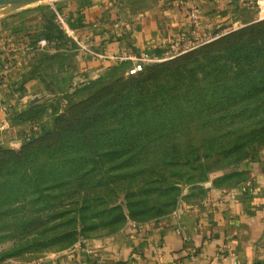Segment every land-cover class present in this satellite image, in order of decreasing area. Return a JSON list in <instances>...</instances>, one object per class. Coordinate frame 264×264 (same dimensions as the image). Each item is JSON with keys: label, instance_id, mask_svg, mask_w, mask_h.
Returning <instances> with one entry per match:
<instances>
[{"label": "rangeland", "instance_id": "rangeland-1", "mask_svg": "<svg viewBox=\"0 0 264 264\" xmlns=\"http://www.w3.org/2000/svg\"><path fill=\"white\" fill-rule=\"evenodd\" d=\"M172 1L185 0H135L133 6L140 10ZM197 1L212 7V0L184 3L200 7ZM231 1L230 7L223 0L217 3V10L227 15H215L220 20L212 25L211 40L160 52L140 74L127 73L130 62L121 58L82 64L85 56L98 55L85 53L79 48L81 41L67 32L69 27L77 28L75 15L84 4L36 0L0 7V96L7 97L15 129L0 135V264L45 263L52 255L129 223L166 216L184 202H199L208 183H224L225 173L264 149V98L259 96L264 93H248L240 87L242 78L230 60L219 76L202 70L195 78L186 72L168 77L169 87L180 86L165 92L161 103L173 108L191 102L201 113L182 117L175 131L168 128L167 137L150 141L147 147L123 146L120 140L105 145L108 139L101 137L96 141L99 148L92 152L88 145L74 146L73 140L64 142L58 137L57 118L70 113L73 105L82 106L91 98L103 101L133 79L148 76L160 65L178 64L179 57L221 36L241 31L247 38L252 31L244 30L264 29L257 25L264 20L262 0ZM212 9L216 11L208 8V15ZM54 11L73 16L75 25L67 22L65 36L52 26ZM45 32L53 35L47 46L29 50ZM153 76L160 75L155 71ZM223 81L242 93L232 97L210 90ZM93 82L99 83L90 86ZM31 94L43 97L32 110ZM69 145L72 148L67 149ZM171 146L172 152H167ZM225 150L231 155H225Z\"/></svg>", "mask_w": 264, "mask_h": 264}, {"label": "crops", "instance_id": "crops-1", "mask_svg": "<svg viewBox=\"0 0 264 264\" xmlns=\"http://www.w3.org/2000/svg\"><path fill=\"white\" fill-rule=\"evenodd\" d=\"M134 1L72 0L84 8L75 15L77 28L69 27L67 33L99 54L85 56L83 65L119 58L133 65L134 57L143 52L157 56L196 47L212 39V25L220 20L215 15H227L217 10L220 0H212L207 8L197 1L200 22L196 25L190 13L193 6L186 0L140 10ZM223 1L230 7L231 0ZM260 7L264 13V0ZM208 8L216 9L210 12L213 15H208ZM7 103L1 95L0 135L15 130ZM234 171L241 173L240 180L223 184L212 180L199 202H184L166 216L129 223L41 264H72L77 258L85 264H264V149Z\"/></svg>", "mask_w": 264, "mask_h": 264}, {"label": "trees", "instance_id": "trees-1", "mask_svg": "<svg viewBox=\"0 0 264 264\" xmlns=\"http://www.w3.org/2000/svg\"><path fill=\"white\" fill-rule=\"evenodd\" d=\"M56 13L57 11H54V18H56ZM72 18L71 15L67 16L69 25L73 27L75 24L72 23ZM74 20L79 23V16L75 17ZM257 25L263 27L264 20L258 22ZM52 26L56 28L60 35L65 36V28L56 19L55 22L53 21ZM49 29L52 30L51 27ZM249 29L252 32L247 38L241 35V31H236L207 42L179 57L175 61L178 64L160 65L148 76L133 79L121 91L109 95L103 101L95 102L96 100L91 98L84 101L82 106L73 105L70 113L59 115L57 118L58 137L64 142L73 140L71 145L74 146L88 145L89 150L92 152L99 148V143L96 141L101 137L108 139L103 141L105 145L115 144L120 140L123 146L134 144L135 147H147L150 141L167 137L166 130L168 128L175 131L178 126L177 122L182 117L186 116L188 118V116L192 117L194 114L201 113L197 112L198 107L191 102L185 103L183 107L176 105L173 108L161 103L165 102L163 97L165 92L177 90L180 86L173 85L169 87V84L167 85L168 77H176L186 72L195 78L196 74L202 70L207 75L219 76L228 67L225 62L229 60L235 62L237 76L242 78L241 83L243 84H240L242 85L240 87L246 88L248 93H264V29H261V31L260 28L251 27L244 31ZM40 35L38 41L42 38L49 41L53 37L47 32ZM258 40H261V43ZM32 47L36 49L37 46ZM254 58L255 63L252 64ZM184 60H191V62L181 63ZM249 63L251 65H248ZM208 67L212 68L208 70ZM155 71H158L160 76H153ZM140 73L142 71L137 74ZM220 80L222 78L218 79V81ZM244 82H250V86H245ZM98 83L93 82L90 86ZM210 90L212 92H225V94L228 92L232 97L242 93L240 91L234 92L236 89L226 81H223V84L212 86ZM259 96L264 98L263 94ZM39 105L38 103L31 104L30 110L37 108ZM74 108H77V111ZM209 108L212 107L209 105ZM209 108L206 107V109ZM150 113L154 115L149 116ZM154 120H156V123ZM138 135H145V137L137 139ZM152 135H154V138L151 137ZM34 140L39 141V138ZM70 148L72 147L69 145L67 149ZM124 151L129 152V150ZM167 152H172V146L167 149ZM225 153V155H231L230 150H225ZM240 176L239 171L231 170V172L224 174L222 179L224 183H230L240 180ZM217 183L223 184V182ZM123 217L125 216L123 215Z\"/></svg>", "mask_w": 264, "mask_h": 264}, {"label": "built area", "instance_id": "built-area-1", "mask_svg": "<svg viewBox=\"0 0 264 264\" xmlns=\"http://www.w3.org/2000/svg\"><path fill=\"white\" fill-rule=\"evenodd\" d=\"M111 5H113V3H111ZM191 17H192V20L194 22V24H199L200 22V17H199V7L198 6H193L191 8ZM56 20L63 25L64 28L67 27V17L65 16H62L61 14H59V12L57 11L56 13ZM66 18V19H65ZM48 44V41L46 39H41L39 40L38 44H37V47L36 48H43L45 46H47ZM87 43H80V46L79 48L81 50H83L85 53H91V54H95L97 55L96 52H94L91 47L89 46ZM29 50H35L34 47L30 46ZM99 55V54H98ZM157 59L156 55L154 54H151V53H148V52H143L141 53L140 55L134 57V64L131 65L128 70H127V73L129 74H136L140 71H142L144 68H145V65H146V62L150 61V60H155ZM72 264H85L83 262V260L81 258H77L75 259Z\"/></svg>", "mask_w": 264, "mask_h": 264}, {"label": "water", "instance_id": "water-1", "mask_svg": "<svg viewBox=\"0 0 264 264\" xmlns=\"http://www.w3.org/2000/svg\"><path fill=\"white\" fill-rule=\"evenodd\" d=\"M33 1H36V0H0V7H2L4 5H8V4H13L16 6H22V5H25L27 3H31ZM42 98H43L42 96L35 95L32 98H30V102L32 104H35V103L39 102Z\"/></svg>", "mask_w": 264, "mask_h": 264}]
</instances>
